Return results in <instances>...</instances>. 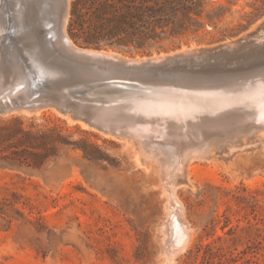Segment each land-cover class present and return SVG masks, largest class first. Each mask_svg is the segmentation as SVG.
I'll return each instance as SVG.
<instances>
[{"label": "rangeland", "instance_id": "obj_1", "mask_svg": "<svg viewBox=\"0 0 264 264\" xmlns=\"http://www.w3.org/2000/svg\"><path fill=\"white\" fill-rule=\"evenodd\" d=\"M3 1L0 7V264H242V259L232 262L230 257L250 242L258 226H264V123L256 121V126L254 119L247 116L249 123L239 127L241 123L228 116L224 119L229 121L232 117L234 123L223 120L222 125L217 122L219 126H216L212 115H208L211 118L208 117L210 124L206 129L200 119H190L194 128L189 126V134L193 132V137H181L176 129H171L169 140V136L167 139L154 136V142L160 145H147V151L145 145L139 147L131 137L118 133L115 126L112 125V130L111 125L99 127L91 123L99 113L91 105H101L97 98L105 99L113 93L109 87L92 86L94 82L90 79L96 75L79 69L66 74V79L55 85L46 86L42 100H38L40 104L30 107L36 103L33 100L36 94L25 61H31L32 51L43 50L40 54L47 59L57 56L61 59L57 60L60 65L69 54L61 37H55L56 41L50 46L40 42L44 36L54 38V33H59L57 21L62 1ZM74 1L68 0L64 28L76 46L111 51L128 59L181 48L195 49L177 65L155 73L156 84L172 80L171 85L181 79L180 82L213 83L223 88L264 77V0H203L206 11L218 10L223 15L215 19L216 23L209 22L205 11L201 18L204 27L196 33L188 32L146 47L105 40L87 43L81 30H76L81 34L75 39L69 31ZM16 7L20 8V14ZM9 10L13 13L8 22ZM38 16L43 18L42 25ZM19 17L22 19L18 20ZM51 23H55L54 26H50ZM6 29L12 31L10 39ZM228 42L232 48L222 57L205 51ZM25 44L30 46L27 48ZM18 82H28L19 94L12 90L19 86ZM69 86L76 91L68 97L58 95ZM98 88L104 92H99ZM11 92L12 100L4 97ZM61 103L70 105L64 109ZM73 105L81 107V117H73L76 114ZM20 126L32 132L24 144L19 140L21 133L12 136ZM198 128L202 132H198ZM196 132L201 133L200 139L204 136L202 142ZM229 134L232 138L227 136ZM174 135L176 141L172 138ZM178 136L186 139L185 142L179 141ZM194 136L200 143L191 139ZM9 145L38 147H28L17 156V161L9 164L5 156L25 148H9ZM175 146L193 154L176 186L183 204L180 217L191 231L187 244L172 255L171 248L175 247L177 238L165 212L168 197L164 192L172 184H169L170 177L162 178L155 167L161 168L159 165L164 160H170ZM199 152L201 156L195 157ZM204 152L207 157L203 158ZM35 153L45 156L41 167L24 162L33 161ZM154 153H160V159L158 155L156 158L148 156ZM136 154L146 160L144 166L136 164ZM156 162L159 164L154 165ZM207 244L213 246L212 252L205 251Z\"/></svg>", "mask_w": 264, "mask_h": 264}, {"label": "bare ground", "instance_id": "obj_2", "mask_svg": "<svg viewBox=\"0 0 264 264\" xmlns=\"http://www.w3.org/2000/svg\"><path fill=\"white\" fill-rule=\"evenodd\" d=\"M32 1H34V0H32ZM3 2H4L3 0H0V7L3 4ZM5 2L8 3V1H5ZM18 2H20V0ZM39 2L40 1H38L37 3H39ZM67 2H68V0H64L63 4L67 3ZM49 4H51L50 6H52V3L49 2ZM20 5L18 3V6H20ZM61 5H62V3H61ZM37 6H41V4L40 5L37 4ZM30 7H32V6H30ZM16 8H17V10H16ZM16 8H15V10L18 11L20 14L21 13V11L19 10L20 8L19 9H18V7H16ZM27 8H29V6ZM34 8H36V5L34 6ZM29 9H31V8H29ZM37 9H35V10H37ZM32 10H33V8L30 11H32ZM26 11H28V9ZM7 13H8V15H6V18H7L6 20L9 22L13 12H11V10H9V12H7ZM42 13H43V10H42ZM35 16L36 15H34V17ZM41 17H42V15H41ZM41 17H39V18L41 19ZM27 18H29V17H27ZM21 19L19 17L18 20H21ZM42 19L40 21L41 25H42ZM28 20H30V18ZM33 20H34V18H33ZM66 20H67V14H65V16H64V21H66ZM19 22L21 24V21H19ZM19 22L17 21V23H19ZM22 23H24V22H22ZM20 24H19V26H20ZM30 26H32V25L30 24ZM19 28H22V27H19ZM28 28H29V26H28ZM1 31H2V29L0 30V32ZM7 31L8 32H7L6 36L10 39L12 37V31L11 30H7ZM23 31H25V30H23ZM29 33H31V32H29ZM44 33H45V31L43 32V35H44ZM54 34H55V37L57 39H59L60 37L63 38L64 45L69 50H71L73 52L87 53V54L93 55L94 57H97V58L107 57L110 59H118L123 64L133 63L134 60H135L134 62L139 63L141 59L146 58V57H144V58L137 57L136 59L133 60V59L121 57V56H119V55H117L111 51L80 48V47L76 46L71 41V39L69 38V36L65 32V28H63V31L60 34L57 32H55ZM26 35H28V38H29L28 32ZM38 35L40 37V34H37V36ZM45 35H46V33H45ZM22 36L24 37V34ZM25 37H27V36H25ZM38 38H36V39H38ZM24 39H26V38H24ZM18 40L20 41V39H18ZM26 40H25V42H26ZM34 41H36V40H34ZM37 41L39 44V40H37ZM29 42H31V41L29 40ZM29 42H27V43H29ZM40 42H42L44 44L43 38H42V41H40ZM22 44H23V42H22ZM26 44H25V46H27V48H28L30 46V44H29V46ZM39 47H41V46H39ZM24 48H26V47H24ZM42 52H43V50H42ZM163 55H164V53L161 54L160 56H163ZM220 57H222V56H220ZM43 75H53V74L51 72L45 71V72H43ZM194 75H196V74H194ZM155 79H157V78H155ZM160 80H158V81H160ZM169 81H167V83H165L164 81L163 82L161 81V82H158V84H152V83H147V82H143V81H137L135 83H131V82H127V81H118L113 86V90L110 91L113 94L109 95L112 97V100L116 101L118 104L117 105L116 104L115 105L109 104V105L103 106L102 109H103L104 121L106 122V120H108V122H110L113 126H115V130L117 128L119 129L118 133L124 134V135L128 136L129 138L131 137L132 141L137 143V144L135 143L136 145H140L139 147H144V146H142V144H143V145H145V148L147 147V145H149V146L160 145V142L159 143H158V141L154 142V139H155V138H153L154 136H156V138H157V136L158 137L161 136V138L165 137L166 139L169 136V138H168V140H169L171 138L170 137L171 136V134H170L171 129H176L177 133L179 135H181V137H183V136L185 137L187 135L189 136L191 134L193 135V132L191 134H189V131H190L189 126L192 125V127H193V124H192V122H190L191 121L190 119H196V118L200 119L201 123L204 124V125H202L204 128L206 127V125L210 124L209 122H207V120H208V117H210L211 115H212V119H213L212 122H215L216 126L222 125L221 122L223 120L225 121V123L226 122L229 123L232 120V117L229 121H226L228 116L229 117L233 116L235 118L234 120L237 121V123L240 122L241 125L246 123L247 120H249L248 118L246 119L247 116H250L254 119V121H255L254 123L256 126H258L257 125L258 123H256V121L261 122V124L264 123V77L260 78L256 81H252V82H248V83L246 82L244 84L237 83L238 85L224 86L223 88L222 87L219 88L217 86V84H215L216 85L215 86L213 83H210V85H208V84L195 83L193 81L180 82L181 79H179V81L177 80L176 82H174V84L170 85ZM171 81H170V83H173ZM26 86H28V84H26ZM99 88H101V87H99ZM99 92H104V91H102V89H99ZM21 93L22 92H20V94ZM10 94H12V92L9 94H5L4 97H9L11 99L12 96H10ZM99 99H101V98H99ZM36 100H38V99H36ZM97 102H98V100H97ZM100 104H102V103H100ZM97 105H99V104H97ZM227 113H230V115H228ZM208 115H210V116H208ZM224 117L226 119H224ZM245 119H246V121H245ZM234 120H232L233 123H234ZM217 122H220V124L218 125ZM250 122H253V121H250ZM247 123H249V121ZM261 124H260V126H261ZM112 125H111V127H112ZM223 125H225V124H223ZM238 125H240V124H238ZM241 125L239 127H243V125L242 126ZM105 126L107 127V125H105ZM227 126L229 128V125H226V128H227ZM234 127L235 126H233V128ZM168 128H170V129H168ZM184 128H185V130H184ZM211 128H213V126ZM248 128L249 127H247V131H248ZM118 129H117V131H118ZM198 129H199L198 132H200L202 130L201 128H198ZM206 129H208V126L206 127ZM236 129H239V128L236 127ZM260 129H262V128H260ZM108 130H110V129H108ZM112 130H113V127H112ZM213 130H216V129H213ZM220 130H222V129H220ZM225 130H224V133H225ZM247 131H245L243 129V132H247ZM249 131H251V130H249ZM228 132H229V130H228ZM213 133H215V132H213ZM217 133L219 134V132H217ZM234 133H233V135H234ZM196 134H198V133L196 132ZM196 134H195V136L197 137ZM199 134H201V133H199ZM199 134H198V137H199ZM225 134H227V133H225ZM176 135L172 136V138L174 139L176 137ZM188 136H187V138H188ZM195 136H194V138H191V139L195 140ZM206 136L208 137V135H206ZM215 136L217 137V135H215ZM222 136L225 137L224 135H222ZM227 136L230 137V134ZM200 137H201V135H200ZM200 137H199V139H200ZM176 138H175V141H176ZM202 138L200 139V141L202 140ZM230 138H232V136ZM178 139H179V141L181 140V138L179 136H178ZM178 139H177V141H178ZM191 139H190V141H191ZM213 139H215V138H213ZM160 140H162V139H160ZM182 140H184V139L182 138ZM185 140H184V142H185ZM184 142H182V143H184ZM196 142L198 143L199 141H196ZM178 144H176V145H178ZM202 144H204V142ZM211 144H212V142H211ZM215 144H216V142H215ZM190 146H188V147H190ZM172 147H174V146H172ZM177 147H179V146H175V148H174L175 152L172 149V151L174 153L172 154L169 161L166 158H165L166 160H164V158H163L164 162H162L159 165L161 168L155 167L156 171H158L161 174L160 176H163L162 178H169L170 177L169 184L170 183L172 184L171 187L168 188L165 186L166 182L164 183V188L165 187L168 188V189H166V188L164 189V192H166L167 197H168L167 201L165 203V212H166L167 216L170 218V222H169L170 228L173 231V233L175 232L176 238H177V243L173 242L175 244V247L173 245L174 248H171L172 255H174L181 247H184V245L187 244V241L190 237L189 236V230L191 231L188 223L186 221H184L182 217H180V215L182 216L181 212L183 210V204H182L181 200L179 199V197L177 196L176 186L178 185V178L182 174H184L186 164H187L188 160L192 157L190 155H193V154H190L188 152H184L186 150L185 148L187 146H184L185 148L183 147V149H185L184 151L182 150V147H181L182 151L176 149ZM206 148H208V147L206 146ZM187 149L189 151L191 148H187ZM141 150H142V148H141ZM147 151H148V149H147ZM157 151H159V150H157ZM144 152L147 153L146 150H144ZM144 152H142V154ZM153 152H156V150H154ZM163 152H164V154L166 153L165 151H163ZM148 153L151 154L152 152L149 151ZM204 153H205V155H203V153H202V157L203 156L207 157V153L206 152H204ZM150 154L148 155L149 157L154 156L156 158V155H158V158L160 159V157H159L160 153L159 154L154 153L155 155L153 154L152 156H150ZM200 154L201 153L199 152V154H196V156L195 155L194 156L197 157V155H198V157H199ZM144 155H146V154H144ZM161 156H163V155H161ZM141 157L143 158V156H141ZM141 157L138 156L137 154L135 155L136 164L139 166L140 165L144 166L147 162L144 158H143L144 159L143 160ZM149 157H145V158L147 159ZM165 157H167V155ZM153 158H151L152 162H153ZM160 161H162V160H160ZM148 163H149V161H148ZM156 164H159V163L156 162L154 165H156ZM151 166H152V164H151ZM149 167H150V165L148 166V168Z\"/></svg>", "mask_w": 264, "mask_h": 264}, {"label": "trees", "instance_id": "obj_3", "mask_svg": "<svg viewBox=\"0 0 264 264\" xmlns=\"http://www.w3.org/2000/svg\"><path fill=\"white\" fill-rule=\"evenodd\" d=\"M89 3L86 6V3ZM86 7L88 10L84 11ZM206 9L203 0H75L71 9L69 31L76 39L81 33L87 43H99L102 40L110 43H134L138 47L155 45L159 42L179 37L188 32L196 33L204 23L201 21ZM223 16L218 10H207L206 17L211 23ZM82 36V35H81ZM12 136L21 133L19 140L22 144L32 135L21 126ZM29 144V143H27ZM24 146V150H14L13 155L5 158L9 164L19 158L18 155L28 147L36 148L38 145H9L8 147ZM33 161L28 165L41 167L45 156L35 153ZM26 160V159H25ZM23 160H21L22 162ZM264 223V219L262 220ZM206 252H212L213 246L207 244ZM242 264H264V226L257 227L255 235L250 242L237 254L230 257V261Z\"/></svg>", "mask_w": 264, "mask_h": 264}, {"label": "water", "instance_id": "obj_4", "mask_svg": "<svg viewBox=\"0 0 264 264\" xmlns=\"http://www.w3.org/2000/svg\"><path fill=\"white\" fill-rule=\"evenodd\" d=\"M62 1V0H61ZM62 1L61 7V15L57 21V30L59 34L63 31L65 26L64 16L67 13L68 9V2L64 3ZM55 23H51L50 26H54ZM44 42L47 46H50L53 41H56L55 36L54 38L50 36H44ZM79 47V46H78ZM67 48V47H66ZM83 48V47H80ZM232 48L230 42L221 44L215 48L205 50L210 53L212 56H224L229 53V50ZM88 49V48H84ZM69 54L66 60L63 59V64H58L57 60L61 61L60 58L57 56H53L52 59L45 58L40 52L37 50L32 51V59L31 61H25V65L28 67V74L31 78V84L34 88L33 93L36 94L35 98L33 99L34 102L29 106L39 105L40 100L43 97V91L46 86L48 85H55V82H60L65 78V75L68 73H73L76 69L81 70L82 72H86L90 75H96L95 78H91L90 81H93L96 85H102L105 87H109L110 91L113 90V86L118 81H127L131 83H135L137 81H143L147 83H154L153 76L160 70L173 67L177 65L182 59H184L189 53L195 52V49H183L181 48L179 51L174 52H166L163 56L161 54H156L152 56H148L145 59H141L139 63L134 62L136 58H133V63L130 64H123L118 59H110L107 57H94L93 55L82 53V52H73L67 48ZM99 50V49H95ZM84 68V70H83ZM48 71L51 72L53 75H43V72ZM20 83V84H19ZM28 82H18V87H14L12 90L16 92L22 91L26 87ZM85 85H89L85 83ZM69 86L67 89H61L58 92V95L63 97H68L76 90L74 88H70ZM105 99H98L102 104L101 105H91L99 111L96 117L91 120V123L102 127L104 125H112L108 120L104 121L103 115V106L109 105L104 103H110L117 105L118 103L112 100V97L107 95ZM38 99V100H36ZM42 100V99H41ZM87 101L91 99H86ZM62 108L65 109L70 104H63L61 103ZM72 106V105H71ZM76 114L73 116L74 118L81 117L82 109L80 106H75ZM90 106V105H89ZM69 107V106H68Z\"/></svg>", "mask_w": 264, "mask_h": 264}]
</instances>
